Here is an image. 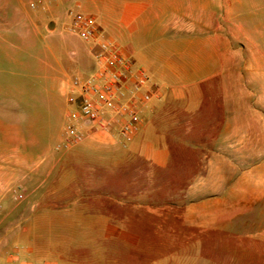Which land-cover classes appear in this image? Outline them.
<instances>
[{
	"label": "crops",
	"instance_id": "crops-1",
	"mask_svg": "<svg viewBox=\"0 0 264 264\" xmlns=\"http://www.w3.org/2000/svg\"><path fill=\"white\" fill-rule=\"evenodd\" d=\"M89 1L153 97L132 141L85 126L83 143L58 150L97 47L48 48V107L0 110V207L13 205L26 246L8 264L75 241L109 245L103 264H264V230L244 235L257 225L240 218L264 189V0ZM54 8L48 31H69ZM211 237L237 251H196Z\"/></svg>",
	"mask_w": 264,
	"mask_h": 264
},
{
	"label": "rangeland",
	"instance_id": "rangeland-1",
	"mask_svg": "<svg viewBox=\"0 0 264 264\" xmlns=\"http://www.w3.org/2000/svg\"><path fill=\"white\" fill-rule=\"evenodd\" d=\"M55 6H62L64 13L74 15L92 16L97 12L89 0H0V110L19 109L34 112L48 107L49 100L45 98L43 92L44 88L48 87L45 81L48 72L40 60L49 59V47L66 45L81 49L85 45L80 37L65 31L60 24L54 33L48 31L50 19L58 12ZM69 95L70 91L65 96L67 100ZM65 97L62 98L64 103ZM258 190L261 192L254 196L253 205L242 212L240 217L242 221H252L257 226L244 228L248 231L244 235H248L249 231L255 233L264 230V193L262 192L264 189L260 187ZM12 207L11 204L3 210L0 207V222L3 220L0 223V264H8L9 259L17 255L15 251H19V247L21 250L26 247L23 243L19 244L15 237L21 229L17 226L19 220L13 219L11 222ZM227 243L223 238L211 237L205 241V244H197L196 251H204L212 255L237 251V241L234 238ZM108 248L109 245L105 244L75 241L71 244L70 250L41 254L42 257L38 258V261L60 264H103L96 258L103 257L100 255L106 254ZM214 261L220 260L213 258L208 260V263L215 264Z\"/></svg>",
	"mask_w": 264,
	"mask_h": 264
},
{
	"label": "built area",
	"instance_id": "built-area-1",
	"mask_svg": "<svg viewBox=\"0 0 264 264\" xmlns=\"http://www.w3.org/2000/svg\"><path fill=\"white\" fill-rule=\"evenodd\" d=\"M70 15L69 31L97 47L96 68L73 82L79 93L78 107L69 114V124L58 150L70 151L83 143L86 134L82 129L85 126L105 133L119 126L121 139L130 142L142 122L140 103H148L153 97L150 92L140 96L149 84V77L144 70L135 68L133 60L126 57L117 44L106 38L94 17Z\"/></svg>",
	"mask_w": 264,
	"mask_h": 264
}]
</instances>
